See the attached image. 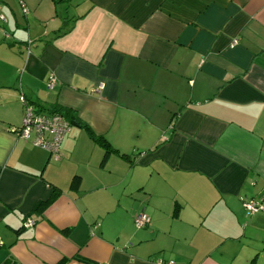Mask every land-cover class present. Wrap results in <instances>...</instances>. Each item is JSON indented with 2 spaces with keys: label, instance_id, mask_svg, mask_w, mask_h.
<instances>
[{
  "label": "crops",
  "instance_id": "0c3cea01",
  "mask_svg": "<svg viewBox=\"0 0 264 264\" xmlns=\"http://www.w3.org/2000/svg\"><path fill=\"white\" fill-rule=\"evenodd\" d=\"M62 258L264 264V0H0V264Z\"/></svg>",
  "mask_w": 264,
  "mask_h": 264
},
{
  "label": "built area",
  "instance_id": "2783aa9c",
  "mask_svg": "<svg viewBox=\"0 0 264 264\" xmlns=\"http://www.w3.org/2000/svg\"><path fill=\"white\" fill-rule=\"evenodd\" d=\"M53 78H49V86H52ZM21 102L24 106V114L22 124L19 129L13 128L17 136L30 140L35 146H39L54 157L59 156V147L64 134L69 129V122L64 119L62 115L57 112H40L29 104L23 97ZM244 207L248 214H253L262 209L259 201L247 200L244 202ZM134 225L137 228H142L150 223V218L146 213H139L134 216ZM34 221L27 219L24 223L25 226H31ZM167 264H175L173 261H168Z\"/></svg>",
  "mask_w": 264,
  "mask_h": 264
},
{
  "label": "trees",
  "instance_id": "16d2710c",
  "mask_svg": "<svg viewBox=\"0 0 264 264\" xmlns=\"http://www.w3.org/2000/svg\"><path fill=\"white\" fill-rule=\"evenodd\" d=\"M51 113H53V112H57V113H59L60 115H62L63 117H64V119H66L68 122H69V124H70V122H72V121H75V117L72 115V114H70L68 111H63L61 108H54V109H52L51 111H50ZM95 140L99 143V144H101V146L104 148V150H105V153H109V152H116V150L115 149H113L110 145H109V143L106 141V140H104V139H102V138H99V137H95ZM52 198L53 197H51V198H49L48 200H46V201H44V202H41V203H39L37 206H36V209L38 210V209H40V207H42V205H47V204H49L51 201H52ZM69 260V258H62V259H60L56 264H65L67 261Z\"/></svg>",
  "mask_w": 264,
  "mask_h": 264
}]
</instances>
